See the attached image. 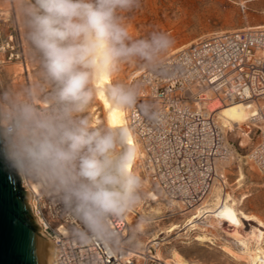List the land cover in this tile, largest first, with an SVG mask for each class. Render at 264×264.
Segmentation results:
<instances>
[{"label":"clouds","instance_id":"obj_1","mask_svg":"<svg viewBox=\"0 0 264 264\" xmlns=\"http://www.w3.org/2000/svg\"><path fill=\"white\" fill-rule=\"evenodd\" d=\"M140 0H20L42 82L0 93V158L50 191L83 226L82 241L111 242L112 222L140 203L134 170L141 148L127 123L94 126L84 116L98 94L120 112L139 89L116 80L124 64L159 65L174 46L164 31L136 38L126 14ZM150 106L140 105L145 115ZM154 116L155 114L152 113Z\"/></svg>","mask_w":264,"mask_h":264},{"label":"built area","instance_id":"obj_2","mask_svg":"<svg viewBox=\"0 0 264 264\" xmlns=\"http://www.w3.org/2000/svg\"><path fill=\"white\" fill-rule=\"evenodd\" d=\"M4 62L0 59V66ZM127 84L140 91L136 110L127 112L128 127L141 148L140 170L165 203H175V214L201 205L219 164L229 157L214 115L204 107L210 98L254 107L250 119L258 136L248 160L264 176V26L197 38L158 66L130 75ZM144 104L150 106L148 115L140 110ZM17 176L39 234L51 244L54 264H166L156 255L159 243L139 242L125 216L112 222L116 237L111 242L82 241L76 233L83 226L55 195Z\"/></svg>","mask_w":264,"mask_h":264},{"label":"rangeland","instance_id":"obj_3","mask_svg":"<svg viewBox=\"0 0 264 264\" xmlns=\"http://www.w3.org/2000/svg\"><path fill=\"white\" fill-rule=\"evenodd\" d=\"M126 17L136 38L145 37L152 31H164L172 37L174 46L163 59L195 39L211 33L264 26V0H140V6L127 13ZM9 54L12 57L6 61ZM0 59L5 60L0 66V93L9 89L18 91L42 82L39 56L26 38L20 0H0ZM142 69L144 67L139 64H124L116 80L127 83L130 75ZM220 110L240 115L247 112L239 107H223ZM84 116L94 126L106 123L102 103L97 97L88 106ZM95 117L101 123H94ZM221 133L230 155L228 163L219 164L225 182L224 190L235 199L237 210L255 216L264 225V176L248 160V153L257 141L258 130L251 119H247L239 125H233L232 129L223 128ZM135 171L144 181L142 197L140 203L125 216L129 228L138 233L139 242L156 238L159 243L157 252L169 264L175 263L174 258L177 264H247L245 261H236L220 250L223 245L233 248L229 242L232 239L249 237V228L244 223L237 228L232 223L231 226L228 222L215 220L220 223L214 226L215 232L219 233L218 238L210 232L213 228L206 223L204 225L205 219L200 220L202 224L197 230L187 227L178 231L192 213L168 216L167 207L162 205L165 202L158 199V193L157 202L147 200L148 192L154 189L141 172L139 159ZM157 210L161 212L160 216L156 215ZM139 217L146 221L142 223ZM174 225L180 226L178 230L166 233ZM197 234H206L213 241H195ZM248 245L250 249L255 247L252 241ZM262 245L264 248V240ZM172 255L175 256L173 259L170 257Z\"/></svg>","mask_w":264,"mask_h":264},{"label":"bare ground","instance_id":"obj_4","mask_svg":"<svg viewBox=\"0 0 264 264\" xmlns=\"http://www.w3.org/2000/svg\"><path fill=\"white\" fill-rule=\"evenodd\" d=\"M98 100L102 103L103 111H104V118L106 123L111 122L112 124H121V123H127V112H120L112 108V106L105 100V98L98 94L96 96ZM207 111L212 112L214 115V120L220 131H222L223 128H230L232 129L233 125H239L240 123H243L245 120L249 119L252 115H254V107L250 104L246 103H239V102H231L226 104H220L219 101L216 98H210L204 105ZM223 107H239L242 108L243 111H247L245 115L237 114L233 111H223L220 110ZM94 123L99 124L101 123L100 119L98 117H95ZM128 125V124H127ZM133 136V134H132ZM134 139V136H133ZM136 142V140L134 139ZM137 143V142H136ZM230 156V155H229ZM229 157L227 160H225L222 163H228ZM135 170V169H134ZM219 171L217 173V178L212 185L206 199L201 203L200 206L196 207L194 210L191 211V216L187 219L186 223L180 230L178 228L180 226H172L171 228L166 230V233H171L172 231H181L185 228H192L191 230H197L199 227V224H202L200 222L201 219L204 220L205 223L208 224V227L211 229L213 228V231L210 230V232L218 238L219 233L215 232L214 226H217L215 224H220L215 222L221 221L223 223L228 222L229 225L232 226V224L236 225V227L242 226L244 223L245 227L249 228L248 232V238L245 237H239L232 239L230 242V245L233 247H229L226 245H223L220 247V250L228 255L229 257L235 259L236 261H245L247 264H264V248H262V242L264 240V225L262 222L257 219L255 216L248 215L243 213L240 210H237L236 207V201L233 199L229 194H227L224 190V181L223 176L221 175ZM220 176L222 177V181L219 179ZM242 179V175L241 178ZM238 180V182L240 181ZM30 189L33 191H36L37 185L34 183L30 184ZM157 196L155 191H149L147 195V200L151 201L152 203L157 202L158 199H160L161 202L164 200L162 197L160 198ZM158 197V199H157ZM163 206L167 207V212L169 213L168 216H171L172 214L177 213L176 211V205L175 203L167 204L163 203ZM156 209V208H154ZM161 212L156 211V215L160 216ZM155 215V216H156ZM178 215H182L181 213H178ZM175 216V215H174ZM154 217V216H153ZM167 217V216H166ZM140 218V217H139ZM146 218V217H145ZM150 218V217H149ZM165 218V217H164ZM125 216V220H126ZM158 219V218H157ZM140 221L143 223L146 220H143V218H140ZM128 222V220H126ZM203 222V221H202ZM232 223V224H230ZM128 224V223H127ZM227 224V223H226ZM225 224V225H226ZM223 225V224H222ZM233 225V227H234ZM229 226V227H231ZM228 227V225H227ZM202 228V227H201ZM200 229V228H199ZM205 231V229L203 230ZM39 233V231H38ZM40 235V234H39ZM41 237V236H40ZM43 240L47 242V252H46V264H54L53 262V252L51 244L41 237ZM157 239L153 238L149 241L151 243L155 242ZM195 241L198 242H212L213 238L207 236L206 234H197L194 237ZM252 241L255 245L254 249H250L248 246V243ZM262 245V246H261ZM156 255L158 259L163 261L166 264H169L168 262L164 261L162 257L160 256L159 252L156 251ZM172 259L175 256H170ZM175 263L176 258H174Z\"/></svg>","mask_w":264,"mask_h":264},{"label":"water","instance_id":"obj_5","mask_svg":"<svg viewBox=\"0 0 264 264\" xmlns=\"http://www.w3.org/2000/svg\"><path fill=\"white\" fill-rule=\"evenodd\" d=\"M27 205V192L0 158V264H46L43 240Z\"/></svg>","mask_w":264,"mask_h":264}]
</instances>
